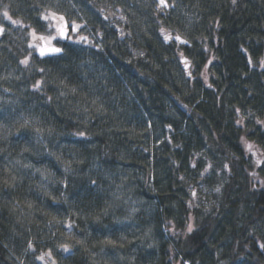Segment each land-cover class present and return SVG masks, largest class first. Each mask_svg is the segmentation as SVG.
<instances>
[{
  "label": "trees",
  "instance_id": "1",
  "mask_svg": "<svg viewBox=\"0 0 264 264\" xmlns=\"http://www.w3.org/2000/svg\"><path fill=\"white\" fill-rule=\"evenodd\" d=\"M124 1L106 0L124 10L120 29L103 0H0V264H24L29 243L53 248L66 223L60 264H264V0H175L163 12ZM88 3L98 19L80 15ZM47 10L88 41H55L63 52L41 58L28 45L33 29L48 34ZM141 179L155 199L142 226L123 205ZM164 224L179 232L163 239Z\"/></svg>",
  "mask_w": 264,
  "mask_h": 264
},
{
  "label": "rangeland",
  "instance_id": "2",
  "mask_svg": "<svg viewBox=\"0 0 264 264\" xmlns=\"http://www.w3.org/2000/svg\"><path fill=\"white\" fill-rule=\"evenodd\" d=\"M109 1H111V0H109ZM59 2L60 1L55 2V3H50V4H53V5H50L49 6L50 9L51 10H55L56 7H57L59 9H62L63 10V8H61V6H60L61 3H59ZM121 2H125V1L124 0H121ZM145 3L147 5H151V3H152V5H154V7L157 6V3L155 5L153 2H151V0H146ZM70 4H71V2H70ZM118 6H119V9H121L119 12H118V10H115L114 11V9H112V7L109 8L110 11H111V14H110V11L109 10H106V16L108 17L109 20L111 19L112 14L114 12H116V11L118 13V16H120V14H122L121 17H124V10H122V8L120 7V5H118ZM68 7L69 8H68L67 12L74 13V12H72L74 10V6H68ZM96 7L97 6H91V3H90V5L88 3L87 5H84L82 7V11L79 9V13H80V15H84V16L86 15V13L90 15L91 12L93 11V9L96 8ZM92 17L95 18V19H98L99 18V15L94 12V13H92ZM84 18H86V17H84ZM118 18L119 19H115L113 21L114 22L113 24H115V26L117 28H120L121 29L122 26H123V24H125L126 21H124V19H121L120 17H118ZM71 39H74V37H71ZM157 137L158 136H156V138ZM253 151H256V150L253 149ZM257 156L259 157L258 153H257ZM138 179H140V178H138ZM152 183H153V180H150V182L148 183L144 179H141L140 182L138 183L139 184V187H138L139 188V192H138V194H135L137 192H135L133 190H130L129 191L130 192L129 193V196H127L124 199V202H123V205H124L125 208H126V206H128L127 204L129 202H131L132 207H131L130 212H131V214H132L133 217L134 216L137 217L138 215L140 216V218L141 217H144V220H143L144 222L142 220H141L142 222H140V221H138L136 219L137 222H138L137 224L140 225V226H142V224L143 225H145V224L146 225H149L150 221L146 222V220L148 219L149 216H151V215L154 216L155 215V212H154V209H153V207H154L153 201H155V199L152 200L151 198L146 197V195L140 191V189L143 188V185H147L148 187H150L152 185ZM191 191H192V193H193V191H195L196 195L193 196L191 194L190 201H192V202H200V201H202V197L204 196L202 193H204V191H198L195 188H192ZM123 205H122V208H123ZM125 211H126V209H125ZM67 225H68L67 223L66 224H62V226H63L64 229L57 228V229L52 230V233L51 234L53 236H59L60 237V238H58V240H54L55 241V244H54V247L53 248H44V249H42V250L39 251L38 249H36L32 245L33 248L35 249V251H33L31 249H28V251H27L28 252V254H27L28 257L25 259V262H23V263L24 264H51V259H49L48 257H45V261H41V260L37 259V257L40 256L41 254L47 253L49 250H51L52 251V256L55 259L56 264H60V261L57 258L56 254L60 253V251H63V250L59 248V245L64 244V243H67V240H70V239H72L74 237L72 228L69 229L67 227ZM189 225L192 226V229L194 228V222H193V220H191V221L188 222V224H187L184 232H189L188 231V226ZM162 228H163V230L160 229L159 232H160V236H162V238L164 237L163 239H165V240L166 239H168V240L171 239L172 235L174 236V235H176V233L179 232L173 226H167L166 224H164V226ZM146 234L147 235H146V237L144 239L149 240V242L148 243H145V247L147 249H154V247H155L156 253H154V255L157 257L158 256L157 254H158L159 251H157V249H158L157 247L158 246H157V244H155L154 241L158 237L153 236V233L151 232V229H149ZM60 239H63V241H61ZM71 243H72V241H70V242L67 243L71 247H70V250L68 252H65L64 254L70 253L72 251L71 249H72V246L73 245ZM174 264H180V263L179 262H175ZM185 264H186V261H185Z\"/></svg>",
  "mask_w": 264,
  "mask_h": 264
},
{
  "label": "snow or ice",
  "instance_id": "3",
  "mask_svg": "<svg viewBox=\"0 0 264 264\" xmlns=\"http://www.w3.org/2000/svg\"><path fill=\"white\" fill-rule=\"evenodd\" d=\"M233 3H235V0H233ZM170 7H175V0H173V2L171 4H169L168 0H158L157 3V9L160 10L161 12H163L164 10L170 8ZM3 18L7 21H9L11 24L13 25H17V24H21V21L19 20H15L12 18V16L9 14L8 10L5 9L2 13ZM41 19H43L45 22H47V33L48 34H40L37 33L34 29L30 32V36H31V42L29 43V48L35 50L38 55L43 58V57H49V56H56L58 54H61L63 52V49L60 47H56L53 44V41H58L60 39H71V37L69 36L68 33V29H69V24L65 19V16L62 14H57L54 11L51 10H47L45 14H43L41 16ZM121 19H124V17H121ZM71 31L72 32H76L78 31L82 25L80 24H76L75 22H72L71 25ZM5 29L3 27L2 24H0V34L4 33ZM161 33L164 36V39L166 41L168 40H173L175 39L176 41H180L181 43L186 44L187 41L186 40H182L181 37L179 35H176L175 37H173L170 33L167 32L166 29L161 28ZM123 35V33H121ZM80 41H87L88 38L86 36H80L79 37ZM31 55V53L29 54ZM251 58H249V63L251 64ZM21 64H24L25 66H27V64L29 63V59L25 58L24 60H22L20 62ZM185 63V67L187 68L189 66V62L187 60L184 61ZM261 67H264V60H261ZM41 72H43V69H40ZM35 89L39 90L41 87V82L37 81L36 84L33 86ZM73 91H75L73 89ZM237 123L239 124L240 121H237ZM257 123L260 124H264V121H257ZM28 122L25 121L24 126H27ZM41 130L39 128L36 129V132L39 133ZM79 135L83 136L84 133H79ZM241 141L245 144L246 150L248 152H251L253 155H256V152L253 151L254 145L248 143L246 140H244L243 137H241ZM261 163V160H257V165H259ZM195 166V165H193ZM25 167H30V165H25ZM225 167H227V165H225ZM211 168V164L208 165L207 168H205V172L208 171V169ZM68 169L66 168L65 171H67ZM37 171H39V169H37ZM201 175L203 176V173H201ZM253 175H255V173H253ZM13 180H15V177H12ZM5 184H8V181L5 180L4 181ZM93 183H95V181H93ZM220 189L217 188L216 191L218 192ZM193 196L196 195L195 191H193L192 193ZM67 227L69 229L72 228V224L69 223L67 225ZM188 231H192V226L189 225L188 226ZM78 243H82L81 241H77ZM107 243L109 244H115L114 241L108 240ZM70 245L67 243L61 244L59 245V248L62 249L64 252H68L70 250ZM261 248H264V245H261ZM29 249L35 251V249L33 248L32 244L29 243ZM45 257H48L49 259H51V264H56L55 259L52 256V251L49 250L47 253H43L40 256L37 257V259L41 260V261H45Z\"/></svg>",
  "mask_w": 264,
  "mask_h": 264
},
{
  "label": "flooded vegetation",
  "instance_id": "4",
  "mask_svg": "<svg viewBox=\"0 0 264 264\" xmlns=\"http://www.w3.org/2000/svg\"><path fill=\"white\" fill-rule=\"evenodd\" d=\"M103 4H104L105 7L104 8H101L100 10L103 13V15L105 16V18L108 19V17L106 16V0H103ZM94 12H95V10L93 9V13ZM66 21L69 24V29H68L69 36L70 37H74V39H60V40H62V41H68V42H71V41H74V42H83V41H80L79 40V37L80 36H86L89 39L88 35L85 34L81 28L78 31H76V32H72L71 31V27H70V25H71L72 22L69 21V20H67V19H66ZM77 24H79V23H77ZM53 44L56 45V46H58V47H60L59 45H57V43H55V41H53Z\"/></svg>",
  "mask_w": 264,
  "mask_h": 264
},
{
  "label": "water",
  "instance_id": "5",
  "mask_svg": "<svg viewBox=\"0 0 264 264\" xmlns=\"http://www.w3.org/2000/svg\"><path fill=\"white\" fill-rule=\"evenodd\" d=\"M179 36H180V35H179ZM180 37H181L182 40H186L187 43L184 44V43H181L180 41H177L178 43L183 44V45H189V44H190L189 41H188L187 39H185L183 36H180ZM55 46H56V45H55ZM56 47H58V46H56ZM185 60H187L186 57H182V58H181V62H182V63H184ZM189 65H190V64H189ZM184 68H185V69H188L189 66L186 68V67H185V64H184Z\"/></svg>",
  "mask_w": 264,
  "mask_h": 264
},
{
  "label": "bare ground",
  "instance_id": "6",
  "mask_svg": "<svg viewBox=\"0 0 264 264\" xmlns=\"http://www.w3.org/2000/svg\"><path fill=\"white\" fill-rule=\"evenodd\" d=\"M185 64V63H184Z\"/></svg>",
  "mask_w": 264,
  "mask_h": 264
}]
</instances>
